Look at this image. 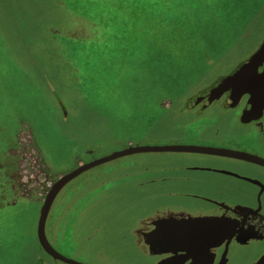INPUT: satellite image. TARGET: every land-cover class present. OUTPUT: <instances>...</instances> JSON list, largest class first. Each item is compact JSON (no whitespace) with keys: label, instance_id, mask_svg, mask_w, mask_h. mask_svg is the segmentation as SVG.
I'll return each instance as SVG.
<instances>
[{"label":"rangeland","instance_id":"rangeland-1","mask_svg":"<svg viewBox=\"0 0 264 264\" xmlns=\"http://www.w3.org/2000/svg\"><path fill=\"white\" fill-rule=\"evenodd\" d=\"M106 1L118 8L123 3L119 11L130 17L125 28L102 22ZM161 1L174 12L164 13L157 30H146L149 38L137 36L132 26L156 20ZM184 23L199 37L196 51L172 49L165 27ZM263 39L264 0H0V180L4 170L15 175L18 169V180L40 199L77 164L131 144L172 145L194 136L190 114L178 112L182 118L172 122L176 105L200 84L204 63L211 55L248 57ZM166 153L108 161L65 187L66 195L81 196L80 207L86 206L78 243L98 228L84 243L88 252L104 256L105 248L126 244L123 236L138 218L135 205L144 194L133 183L147 165L161 170L151 161L168 158ZM37 213L33 202L0 207V264H23L34 255ZM82 259L100 261L89 254Z\"/></svg>","mask_w":264,"mask_h":264},{"label":"flooded vegetation","instance_id":"flooded-vegetation-1","mask_svg":"<svg viewBox=\"0 0 264 264\" xmlns=\"http://www.w3.org/2000/svg\"><path fill=\"white\" fill-rule=\"evenodd\" d=\"M251 55L237 61L228 60L226 54L223 58L217 59L212 55L209 56L208 61L204 63L208 69L199 75L196 83L200 81V84L196 86L191 96L218 78L229 75ZM207 71H210V74H205ZM255 76L252 77L254 80L252 85L257 97L250 107H247L250 96L248 93L241 95L235 101L230 99L226 101L231 88L218 94L207 104L204 99L191 109L185 105L188 97L176 105L178 111L173 117L172 124L178 123L185 114H190L192 118L188 128L192 133L194 131L196 137L183 136L169 144L227 149L264 159V56L257 61ZM177 115L182 117L178 119ZM165 156L168 158L151 161L159 162V166H162L161 170L147 165L142 172L141 180L135 182L134 178L132 179L135 186L144 190V194L139 195L138 203L135 205L134 217L138 218L128 224L127 235L123 236L126 244L119 248H105L104 251H108L111 256L107 255L108 253L107 256H103L101 250L93 254L84 247L85 242L97 235V227L84 236L80 244L78 243L77 234L81 232V224H84L82 217L86 206L80 207L83 205L81 196L66 195L67 190H65V187L77 176L67 182L54 196L44 222L45 238L57 254L44 249L39 241L38 219L48 191L58 178L77 168L79 164L55 178L44 190V195L40 199L36 191H32V187L18 180V169L15 170V175L12 174L14 171L12 169L4 170V179L0 180V207L16 206L23 202H33L38 207L33 230L36 252L22 263L92 264L82 259L89 254V257L99 259V264H171V261L182 264L177 260V255L171 258L172 254H168L172 249L179 250L181 246L175 243L168 244L165 235L172 230L175 234L181 232L182 217L198 216L209 220L208 224L218 218L220 223L226 225L229 224L230 217L236 218L239 220L237 226L243 224L240 219L244 218L241 238L250 237L251 240L248 244H235L233 241L228 244L224 240L219 249L204 242L192 244L191 252L194 256L192 264H250L257 259L264 251V166L235 157L203 152H169ZM42 159L45 160L43 155ZM0 171L3 169L0 168ZM139 175L137 174V177ZM243 177L249 178L250 181L244 180ZM247 196H250L248 202H246ZM98 201L93 200L90 204L93 205ZM236 205L243 207L248 205V210L243 212L246 209L238 207L235 211ZM226 234L227 231L224 232V235ZM108 256L110 259H107Z\"/></svg>","mask_w":264,"mask_h":264},{"label":"water","instance_id":"water-1","mask_svg":"<svg viewBox=\"0 0 264 264\" xmlns=\"http://www.w3.org/2000/svg\"><path fill=\"white\" fill-rule=\"evenodd\" d=\"M264 56V41L261 45L257 48V50L245 61L240 63L229 75L223 76L218 78L212 84L207 86L206 88L200 90L196 94L192 96H188L186 101V107L191 109L197 103L201 102L202 100L206 99V104L216 98V96L227 89L231 88L230 93L228 94L226 101L230 100H237L241 95L248 93L249 99L247 103V107H250L251 103H254L255 97H257L256 92L253 91V78L256 77V68H257V61H259ZM253 77V78H252ZM205 106V103H204ZM149 152H203L207 154H214V155H223L229 157L239 158L241 160L253 163V164H261L264 166V159L259 158L257 156L244 153V152H236L227 149H219V148H210V147H203V146H196V145H179V144H172V145H137V146H128L125 149L115 151L109 155L104 157L94 159L87 163L79 165L77 168L73 169L72 171L68 172L67 174L63 175L62 177L58 178V180L52 185L50 190L48 191L46 198L42 204L40 215L38 219V237L41 245L49 251L50 253L57 254L48 244L45 235H44V222L50 207V204L57 194V192L71 179L75 178L82 172L106 163L108 161L132 155L136 153H149ZM234 175L233 173H230ZM236 176V175H234ZM237 177V176H236ZM244 178V177H243ZM244 180L250 181L249 178H244ZM250 196L246 197V202L249 201ZM248 204V203H247ZM243 208V212L248 210L247 207L243 206H234V210L236 208ZM258 207L259 203H258ZM250 209V208H249ZM242 210V209H241ZM237 211V210H235ZM256 211V210H255ZM182 226L181 232L175 234L172 230L171 233L165 235V241L169 244H176L180 245L181 248L179 250H173L168 254H172L171 258L177 255V260L179 263L182 264H192L191 261L194 262V256L191 252V245L197 243H207V245H211V247H215L216 249L220 248V244L226 240L229 244L233 241L235 244H248V241L251 240L250 237H246V239H242V228L244 229V218L240 219V222L243 221V224L237 226L236 223L239 221L236 218L230 217L229 224H222L215 218L211 220L208 224L207 219L198 217H182ZM264 224V222H263ZM174 227V226H172ZM171 228V227H170ZM206 231L208 234H206ZM227 231V234L224 235V232ZM226 238V239H225ZM209 240V242H208ZM212 240V241H211ZM261 241V240H258ZM247 242V243H246ZM227 244V246H228ZM181 253V254H180ZM59 255V254H58ZM60 256V255H59ZM178 256H181L178 258ZM61 257V256H60ZM169 260V258H167ZM171 264H176V261H171ZM195 264V263H194ZM250 264H264V251L260 254V256L255 259Z\"/></svg>","mask_w":264,"mask_h":264},{"label":"trees","instance_id":"trees-1","mask_svg":"<svg viewBox=\"0 0 264 264\" xmlns=\"http://www.w3.org/2000/svg\"><path fill=\"white\" fill-rule=\"evenodd\" d=\"M113 3H109L106 1L104 3V9L101 13V18L103 23H109V22H115L117 21L118 27L125 28L127 25V21L130 19V17L127 14V11H119L123 9V3L122 5L120 4L119 6L121 7H114L112 5ZM117 6V5H116ZM161 8L160 11L161 13L156 17V20L153 18V22H151V19L145 20V21H138V23L134 24L132 28H136L135 33L137 36L144 37L147 36L149 38V32L147 33L146 30L148 29H155L157 30L158 27H160L159 22L163 20L162 16L164 15L165 12L173 13V9L171 5L167 1H161L160 3ZM165 10V11H164ZM157 10L153 11L156 12ZM129 14H131L129 12ZM116 15H119L118 20H116ZM187 27L184 24H177L175 26L168 25L165 27V30L167 31V34L170 37L171 44H172V49H174L177 52H182V51H187L188 48H192L195 51L197 50L198 45L195 44V41H198L197 36H195L193 33H191ZM58 32L61 33V30L58 29ZM52 34H54L52 32ZM62 34V33H61ZM75 34V35H74ZM57 35V34H56ZM68 37H78L75 32H70L66 34ZM55 36V35H53ZM54 38V37H53ZM196 47V48H195ZM194 51V52H195ZM200 54V53H198Z\"/></svg>","mask_w":264,"mask_h":264}]
</instances>
